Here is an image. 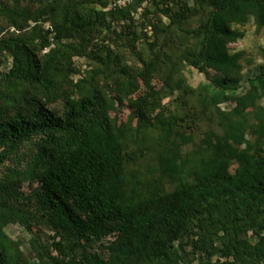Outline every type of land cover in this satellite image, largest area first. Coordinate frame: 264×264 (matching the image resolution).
<instances>
[{
    "label": "trees",
    "instance_id": "obj_1",
    "mask_svg": "<svg viewBox=\"0 0 264 264\" xmlns=\"http://www.w3.org/2000/svg\"><path fill=\"white\" fill-rule=\"evenodd\" d=\"M111 1L44 0V8L30 14L19 8V0L0 1V14L9 25L32 23L26 34L0 39L1 49L11 55L1 79L0 165L14 149L38 138L25 173L37 183L38 209L53 231L51 242L37 247L35 261L27 259L3 226L17 222L30 229L35 214L11 199L9 183L0 179V264H192L200 253H217L225 258L219 264H264V107L255 115L254 143L244 138L245 114L264 93V65L245 93L236 95L229 86L238 82L242 55L230 51L243 34L232 25L252 18L257 27L264 26V0H194L198 5L193 7L177 0H130L114 6ZM148 1L169 19L158 26L148 21L149 36L144 22L134 17ZM146 12L142 7L138 14L143 19ZM193 14L199 22L185 30L190 45L176 58L165 50L156 55L158 35L174 25L180 28ZM40 19L50 22L46 26ZM115 23L118 28L111 32L127 38L128 46L143 37L141 49L151 58L133 68L109 44H101L89 53L93 66L75 81L69 79L72 69H62L57 57L64 58L66 50L83 55L87 44L61 45V40L95 27L109 31ZM178 59L200 71L221 72L215 83L223 90L210 89L202 97L215 107L231 95L234 104L228 112L217 108L220 131L207 130L184 156L181 147L192 138L179 128L194 114L188 118L162 104L174 91L180 103L195 93L174 77ZM109 77L126 87V96L129 85L150 77L160 79L167 93L142 100L137 125L120 123L111 118V102L97 84ZM56 99H61V114L45 105ZM147 137L159 147L151 177L170 189L142 190L139 178L132 174L134 182L127 171ZM233 163L237 167L231 172ZM104 238L105 253L88 251L92 242Z\"/></svg>",
    "mask_w": 264,
    "mask_h": 264
},
{
    "label": "rangeland",
    "instance_id": "obj_2",
    "mask_svg": "<svg viewBox=\"0 0 264 264\" xmlns=\"http://www.w3.org/2000/svg\"><path fill=\"white\" fill-rule=\"evenodd\" d=\"M0 1L5 2V0ZM43 1L44 0H19L18 5L20 9L32 13L38 9L44 8ZM182 1L186 2L189 7L198 5L194 0H177L175 2L180 3ZM94 6L98 9L100 8L98 4H95ZM142 7L147 9L146 15L143 16V19L138 14L142 10ZM174 9H178V7H175ZM202 9L204 10V8ZM198 16L199 15L193 14L186 21L181 23L180 28L179 26L174 25L169 32L160 33L155 47V54L161 57V53L165 50L168 54H173L175 58L178 57L183 48L188 47L192 41L189 36L190 34L186 33L185 30H190L198 25ZM134 17L138 18L139 21L144 22L143 26L147 29L148 36L151 32V28L148 27V25L145 26L148 21H154L157 26L161 23L167 24L169 22V19L161 15L155 6L149 1L143 2V4L138 7L137 13L134 14ZM108 20L109 19L107 18V21ZM39 22L43 23L45 21L40 19ZM48 22L50 21H46L44 24L47 26ZM22 24L23 25L20 28H15L9 25L6 18L0 14V39L6 38L11 34H26L32 23L31 21H24ZM232 27L237 28L243 33L242 36L230 46L231 52H242L241 58L239 59L240 75L238 76V82L236 86L229 85L230 87L232 86L231 88H233L234 94L240 95L251 88V81L256 80L255 78L260 72V66L264 65V26L257 27L254 24L253 19L250 18L244 25L233 24ZM115 28H118L116 23L115 25H110L109 31L104 28L100 29L99 27H95L82 33H72L70 36L61 40V45L77 44L82 40H85L87 44L83 55H75L71 50H66L64 58L57 57V61L60 63L62 69L66 71L69 68L72 69L68 75L69 79L75 81L83 76L86 70L93 66V61L90 59L89 53L91 50L99 49L101 44H109L114 52L122 55L124 61L133 66V68L142 67L143 61H147L148 58H151L147 49H141L144 42L143 37L133 42L131 46H128L127 43L129 41L127 38L117 37L111 32V30H115ZM140 36L143 35L141 34ZM51 47L52 46L50 45L49 48ZM47 49L48 48L44 49L41 53L46 52ZM141 59L143 61H141ZM10 66V53L0 47V93L3 92V86H1L2 76L8 71ZM176 76H178V78L180 77L184 84L195 90V93L191 97H188L185 103L177 101V96L179 95L178 91L169 93L162 99V104L165 106V110L175 111L181 114L187 113L188 118L190 116L189 114H194L193 117H190L189 119L187 118L188 121L182 122L179 128L181 133L184 135H190L192 138L191 142L181 147V155L184 156L187 152H191L196 148L203 134L207 130L220 131L219 121L221 116L218 114V110L228 112L234 104L230 101L231 95L227 100L218 102L215 107H212L207 99L202 97L203 95L207 96V91L210 89L215 91L223 90V88L216 86L215 83V79L223 76L221 72L209 68L200 71L192 65L187 64L185 61L180 62L178 59L176 62V72L174 73V77ZM115 78L117 77H109L105 79L100 78V80L98 79L97 84L102 90L103 95H105V97L111 102V118H117V121L120 123L129 122L131 126L137 125L138 119L135 115L141 106L142 100L152 97L156 92L162 95L167 93V90L162 89L163 83L160 79L157 77H150L149 79L138 78L136 80L137 83H134L132 86L129 85L131 87L129 91L130 94L126 96V87H118L115 83ZM225 92L226 94H230L227 90ZM37 97L39 96L37 95ZM2 105L3 102L0 101V106ZM45 105L57 114H61L62 112L61 99L45 102ZM261 107H264V93L259 92V97L256 100L254 110L249 109L245 114L247 130L245 131L244 138L250 143H254L256 139L254 134L257 124L255 115L259 112V108ZM10 112L11 110H8L7 114ZM37 139L32 143L22 144L14 149V151L10 153L0 165V179L7 181L10 186V191L14 193L11 195V199H18V202L21 203V205H24V208H27L30 212L35 214L30 229L25 228L22 224L17 222H8L3 226L4 234L18 243L19 250L31 262L35 261L34 256L37 247L45 242H51L50 236L53 234L50 224L46 221V217H42L41 212L38 209V197L35 195L37 183L36 181H31L25 173V170L28 167V162L36 150L34 142L37 141ZM150 141H152L151 138L147 137L139 149V153L137 154L139 157L127 164V171L130 173L134 182H136V179H134L132 174L139 178L141 182L139 186L142 190L144 189L143 187L155 188L158 186H164L165 188L170 189L171 187L169 184H161L159 178L151 177L154 176V174L150 173L152 167L157 165L159 147L156 146V143H152V149ZM243 146L244 144L241 145V147ZM236 167V163H233L229 170L233 172ZM15 194L18 195L16 196ZM250 239L254 242L256 237H251ZM106 240L107 238H104L92 242L88 251L105 253L103 245ZM215 245L218 246L219 242L216 241ZM224 260L225 258L219 257L217 253H214L210 257L207 254L200 253L195 255L192 264H219L218 262Z\"/></svg>",
    "mask_w": 264,
    "mask_h": 264
},
{
    "label": "built area",
    "instance_id": "obj_3",
    "mask_svg": "<svg viewBox=\"0 0 264 264\" xmlns=\"http://www.w3.org/2000/svg\"><path fill=\"white\" fill-rule=\"evenodd\" d=\"M130 0H112L111 5H124L125 3L129 2Z\"/></svg>",
    "mask_w": 264,
    "mask_h": 264
}]
</instances>
